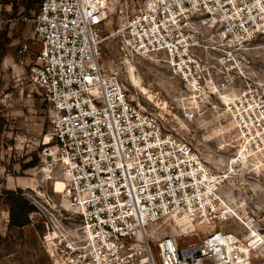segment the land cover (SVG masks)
Instances as JSON below:
<instances>
[{
  "label": "built area",
  "instance_id": "obj_1",
  "mask_svg": "<svg viewBox=\"0 0 264 264\" xmlns=\"http://www.w3.org/2000/svg\"><path fill=\"white\" fill-rule=\"evenodd\" d=\"M107 3L42 0L31 17L0 16V27L30 23L39 44L29 66L48 123L35 168L46 184L39 206L50 223L61 217L60 207L80 223L75 244L66 248L71 255L60 259L250 264L253 245L230 231L212 229L201 242L180 243L236 214L219 193L222 178L167 117L173 108L146 112L135 106L115 62L104 68ZM112 37L123 57L163 55L194 100L228 97L236 141L264 156V74L255 70L264 49V0H141ZM26 51L24 44L19 53ZM57 180L58 205L47 191V183ZM161 225L172 234L155 240Z\"/></svg>",
  "mask_w": 264,
  "mask_h": 264
},
{
  "label": "rangeland",
  "instance_id": "obj_2",
  "mask_svg": "<svg viewBox=\"0 0 264 264\" xmlns=\"http://www.w3.org/2000/svg\"><path fill=\"white\" fill-rule=\"evenodd\" d=\"M140 1L108 0L102 26V64L107 68L111 61L115 62L127 97L135 106L146 112L159 108L167 112L166 106L173 108L167 117L179 125L206 165L222 178L219 193L236 214L209 228L200 227L195 234L183 237L180 243L201 242L212 229L230 231L244 239V243L253 245L250 264H264V156L249 153L236 141L231 118L225 110L229 98L224 94L194 100L174 76L163 55L131 59L118 53V43L112 34ZM24 3V0H0V16L31 17L39 4L26 15ZM32 29L30 23L0 27V34L5 33L9 40L0 63V194L4 190H20L36 210L30 214V220L34 225L43 226V230L34 233L30 230L33 227L9 228L8 205L0 197V264H10L13 258L7 257L10 253L16 254V264H63L60 257L71 255L66 248L75 244L76 229L80 225L78 218L62 207L59 208L61 217L50 223L39 206L41 187L46 189V184L40 182L41 176L35 168L48 123L41 93L29 80V66L39 50ZM24 44L27 51L20 54ZM257 55L255 70L264 74V49ZM34 161V167L21 169ZM60 185V180L57 184L55 181L47 183V191L57 205L59 201L53 188L60 191ZM251 231L258 235L252 237ZM169 234L172 230L166 225L154 229L155 240ZM150 248L155 256V244ZM133 264H139V260Z\"/></svg>",
  "mask_w": 264,
  "mask_h": 264
},
{
  "label": "trees",
  "instance_id": "obj_3",
  "mask_svg": "<svg viewBox=\"0 0 264 264\" xmlns=\"http://www.w3.org/2000/svg\"><path fill=\"white\" fill-rule=\"evenodd\" d=\"M42 0H24V7L27 12L37 5L41 3ZM38 9V8H37ZM14 17V16H13ZM9 43V40L6 38L5 33L0 34V63L1 60L6 52V45ZM35 161L27 164L26 166H22L21 169L25 170L35 166ZM0 197L5 199L6 204L8 205V214H9V221L8 226L9 228H15L17 230H22L27 227H33L32 230L34 233L43 230V226L34 225L33 222L30 220V214L36 213L35 208H32L29 202L22 196L20 190H4ZM0 198V199H1ZM16 254L13 253L10 259V263L16 264Z\"/></svg>",
  "mask_w": 264,
  "mask_h": 264
},
{
  "label": "crops",
  "instance_id": "obj_4",
  "mask_svg": "<svg viewBox=\"0 0 264 264\" xmlns=\"http://www.w3.org/2000/svg\"><path fill=\"white\" fill-rule=\"evenodd\" d=\"M9 191H14V190H9ZM8 213V212H7ZM13 255V253H10L7 255L8 258H10ZM11 264V263H10Z\"/></svg>",
  "mask_w": 264,
  "mask_h": 264
},
{
  "label": "bare ground",
  "instance_id": "obj_5",
  "mask_svg": "<svg viewBox=\"0 0 264 264\" xmlns=\"http://www.w3.org/2000/svg\"><path fill=\"white\" fill-rule=\"evenodd\" d=\"M60 188H62V182H61ZM60 190H61V189H60Z\"/></svg>",
  "mask_w": 264,
  "mask_h": 264
}]
</instances>
